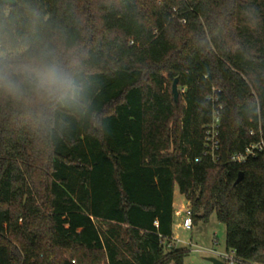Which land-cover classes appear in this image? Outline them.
<instances>
[{"label": "trees", "instance_id": "1", "mask_svg": "<svg viewBox=\"0 0 264 264\" xmlns=\"http://www.w3.org/2000/svg\"><path fill=\"white\" fill-rule=\"evenodd\" d=\"M4 6V23L23 29L36 11L66 31L85 102L38 127L0 100V264H185L189 249L170 246L176 185L193 224L215 213L226 250L264 264V149L231 160L264 140V0Z\"/></svg>", "mask_w": 264, "mask_h": 264}, {"label": "clouds", "instance_id": "2", "mask_svg": "<svg viewBox=\"0 0 264 264\" xmlns=\"http://www.w3.org/2000/svg\"><path fill=\"white\" fill-rule=\"evenodd\" d=\"M6 2L3 16L12 11ZM82 55L66 31L36 11L23 29L0 21V100L27 110L38 127L61 108L83 107Z\"/></svg>", "mask_w": 264, "mask_h": 264}, {"label": "rangeland", "instance_id": "3", "mask_svg": "<svg viewBox=\"0 0 264 264\" xmlns=\"http://www.w3.org/2000/svg\"><path fill=\"white\" fill-rule=\"evenodd\" d=\"M173 83V82H172ZM179 98H182V89L178 85ZM186 199L184 195L179 191L178 186H175V208L176 213L174 217V233L175 239L179 238L181 242H178L179 247H186L189 249V254L185 258V264H212L205 258L212 254L195 251L196 248L210 249L214 248L217 251L226 252L225 245V224L218 220L215 213H212L208 221H198L193 224V227L189 230L183 229L178 225L181 221V208L186 206ZM191 243L192 245H190ZM231 254V251H228ZM226 264H262L260 261L254 263H242L241 261H227Z\"/></svg>", "mask_w": 264, "mask_h": 264}, {"label": "built area", "instance_id": "4", "mask_svg": "<svg viewBox=\"0 0 264 264\" xmlns=\"http://www.w3.org/2000/svg\"><path fill=\"white\" fill-rule=\"evenodd\" d=\"M222 106H219L221 108ZM216 109L213 113V119L211 123L207 124L205 126V138H204V155L210 156L214 161L218 159L217 155V150L219 148V129H220V110ZM253 133V131H251ZM264 149V140L261 139L258 142L255 143H250L245 147L243 151L236 152L232 154L231 160L233 162H244L247 157L249 156H254L256 155L259 151ZM199 160V159H197ZM181 221H179L178 225L182 227L183 229L189 230L193 227V213L192 209L187 203L185 207L181 208ZM178 242H181V240L178 238H173L171 240L170 246L171 245H177ZM192 245L191 243H189ZM195 251H200L203 253H209L212 254L211 256H217L224 260L225 262L227 261H235L238 260L234 254L233 251H231V254L226 251V252H221L217 251L214 248L210 249H202V248H196L194 249ZM239 261V260H238Z\"/></svg>", "mask_w": 264, "mask_h": 264}, {"label": "water", "instance_id": "5", "mask_svg": "<svg viewBox=\"0 0 264 264\" xmlns=\"http://www.w3.org/2000/svg\"><path fill=\"white\" fill-rule=\"evenodd\" d=\"M6 2H11V0H3ZM16 3H13V5H15ZM172 92L174 95V98L176 101H178L179 98V91H178V77H176L172 83ZM242 178V173L240 174V176L237 178V182ZM206 260H208L209 262H211L212 264H226V262L224 260H222L221 258L217 257V256H208L205 258Z\"/></svg>", "mask_w": 264, "mask_h": 264}, {"label": "crops", "instance_id": "6", "mask_svg": "<svg viewBox=\"0 0 264 264\" xmlns=\"http://www.w3.org/2000/svg\"><path fill=\"white\" fill-rule=\"evenodd\" d=\"M187 203H186V205H187ZM173 206H174V216H175V213H176V208H175V190H174V202H173ZM173 238H175L174 227H173Z\"/></svg>", "mask_w": 264, "mask_h": 264}]
</instances>
